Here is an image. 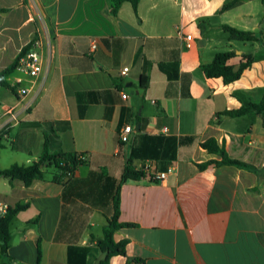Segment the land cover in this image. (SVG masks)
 Instances as JSON below:
<instances>
[{"label":"crops","instance_id":"0c3cea01","mask_svg":"<svg viewBox=\"0 0 264 264\" xmlns=\"http://www.w3.org/2000/svg\"><path fill=\"white\" fill-rule=\"evenodd\" d=\"M224 1L139 0L136 13L124 2L112 16L108 0H0V72L33 42L43 63L25 97L0 86V111L17 114L0 153L19 157L9 167L31 165L47 134L50 153L85 156L63 183L49 174L28 186L0 180L1 202L27 204L10 223L7 264H72L69 255L80 264L82 249L84 264H97L103 257L97 240L112 217L132 150L140 153L133 166L146 177L118 189L117 222L134 226L114 231L115 242H127L125 257L112 256L109 264H264V116L219 115L264 99V4L248 0L219 13ZM223 26L250 31L259 41L234 40ZM225 51L234 52L228 61L234 69L252 58L230 83L201 70ZM124 67L129 72L120 76ZM14 75L6 78L9 85ZM65 121L68 131L50 132L53 123ZM124 125L134 132L122 145L117 135ZM142 136L195 140L172 152L165 140L148 143ZM210 138L255 170L200 169L220 160L199 146ZM146 165L171 171L152 182Z\"/></svg>","mask_w":264,"mask_h":264},{"label":"trees","instance_id":"16d2710c","mask_svg":"<svg viewBox=\"0 0 264 264\" xmlns=\"http://www.w3.org/2000/svg\"><path fill=\"white\" fill-rule=\"evenodd\" d=\"M248 0H225L222 7L219 10V13L231 10L241 5L242 3ZM128 2L131 4L134 12L136 13L137 4L139 0H108L109 3V12L112 16L117 14V11L122 3ZM264 4V0H261ZM224 31L228 32L230 37L237 41L243 42H256L259 39L250 31H244L230 26H223ZM31 45L24 47L21 52H25ZM19 56V55H18ZM18 56L13 64L0 72V86L8 88L12 91V88L6 82V78L14 72L16 61ZM234 57V52L225 51L217 53L207 64L201 65V70L204 75L208 78H217L221 77L224 83H230L237 80L242 72L248 68L252 63L251 56H245L244 61H241L237 69H234L233 66L228 64V61ZM148 87V79L143 74L140 76L139 88L144 92ZM254 113L256 115L264 116V99L258 104H249L247 107H242L233 111H225L219 115L228 116L232 118L240 117L246 113ZM70 129L69 122H55L53 123L49 130L50 132H65ZM3 132L0 133V149L2 145V136ZM148 143L158 142L165 140L169 146L170 150L175 152L177 147L185 146L192 144L195 140L193 137H180L179 139H163V137H149L142 136ZM50 137L47 134H44V143L42 153L37 162L24 166L13 164L7 169H0V177L12 180L21 181L25 186L30 185L33 181L43 180L49 174L51 180L58 183H63L66 179H69L73 173L85 163V159L81 158L79 154L73 153H62L54 152L50 153L48 151V141ZM199 146L206 150L210 154H215L219 156L220 160H212L203 164H199L198 167L203 169L210 164L215 166H231L235 168H249L255 170L254 167L247 165L243 162H240L235 159L228 157L224 143L218 142L214 138H210L204 142H200ZM149 157H156L152 154H148ZM140 157V153L136 150H132L131 155L125 160L123 171L119 180V185L115 195L113 196V214L111 219L108 221V225L102 231V238L97 240V246L103 255V257L97 262V264H109V259L112 256L120 255L125 257V246L126 241L122 240L115 242L113 239V233L115 230L125 227H133V224L127 223H118V205H119V187L122 183L130 181H139L146 177V173L142 170H136L133 166V159ZM164 157V156H163ZM169 159H174L173 155L165 156ZM152 182H157L153 178H150ZM27 208V204L18 203L14 207L8 209L6 216L3 219H0V256L7 258V249L9 247V242L11 239L10 232V223L13 217L19 212ZM39 245V240H37V246ZM86 255V250L82 249V254L78 257L82 261L80 264H84V259ZM69 261L74 264V259L69 255ZM136 261L128 260L127 264H133ZM78 264V263H77Z\"/></svg>","mask_w":264,"mask_h":264},{"label":"built area","instance_id":"2783aa9c","mask_svg":"<svg viewBox=\"0 0 264 264\" xmlns=\"http://www.w3.org/2000/svg\"><path fill=\"white\" fill-rule=\"evenodd\" d=\"M179 33L181 30H178ZM185 46H190V41L192 40L190 35H187L185 38ZM31 46L25 51L20 52L18 59L16 61V65L14 68V75L10 80V87L12 88V92L22 98L27 94H30L31 86L36 83V81L40 78L43 70L42 58L39 52V44L38 42H33L30 44ZM96 49L94 44H88L87 50L93 52ZM129 72L127 67L122 68L119 71L120 76H126ZM36 95L34 94L32 97L34 98ZM121 98L123 100L127 99L126 94H121ZM3 119L0 123V133L3 132L7 134L9 129L13 127L17 122V114L12 110H7L6 112L0 111V120ZM134 128L131 125H124L118 131V141L120 144H127L133 135ZM81 158L85 159L84 155H81ZM144 170L147 172L149 178H153L157 182L163 181L166 179L168 173L171 170L166 172L157 173L153 170L151 165H146ZM9 205L0 201V219H3L7 211L9 209Z\"/></svg>","mask_w":264,"mask_h":264},{"label":"rangeland","instance_id":"374dc122","mask_svg":"<svg viewBox=\"0 0 264 264\" xmlns=\"http://www.w3.org/2000/svg\"><path fill=\"white\" fill-rule=\"evenodd\" d=\"M0 166L1 167H5V168H8L9 167V163H13V162H17V163H20L19 161V157L17 156H14V155H10V153L7 151H3V153L1 152L0 153ZM0 180H4L3 178H1ZM0 264H7L6 263V259L5 257L3 256H0Z\"/></svg>","mask_w":264,"mask_h":264}]
</instances>
